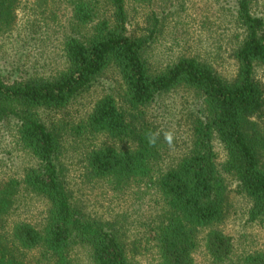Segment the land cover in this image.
Wrapping results in <instances>:
<instances>
[{
  "label": "trees",
  "instance_id": "1",
  "mask_svg": "<svg viewBox=\"0 0 264 264\" xmlns=\"http://www.w3.org/2000/svg\"><path fill=\"white\" fill-rule=\"evenodd\" d=\"M19 1L0 0V35L12 28ZM44 1L52 18L56 3L63 1L67 11L62 69L49 77L20 75L11 81L0 74V122L15 121L20 147L36 161L23 171L21 180L0 182V264H30L25 252L36 248L47 264H75L69 258L75 245L87 250L90 264H132L120 229L81 213L66 188L59 162L62 141L93 135H102L109 143L90 145L84 151V168L91 178L113 191L142 184L158 195L159 212L144 232L156 250V264H193L199 229H206L204 249L211 263L224 264L231 254V238L216 226L225 218L226 178L233 180L234 193L248 201L247 220L264 219V84L254 75L255 67L264 66V20L252 14L250 0H235L236 70L226 81L193 57H178L160 70L150 69L146 50L156 26L129 35L125 6L126 1L150 0ZM108 67L118 75L116 96L97 99L74 127L42 120L40 112L64 110ZM179 87L194 93L200 110L191 125L187 152L162 169L159 161L167 146L161 145V136L155 147L148 145L146 133L156 131L143 121L144 109ZM213 140L224 154L220 163ZM21 186L47 204L39 229L26 222L6 226ZM231 264H264V250Z\"/></svg>",
  "mask_w": 264,
  "mask_h": 264
},
{
  "label": "rangeland",
  "instance_id": "2",
  "mask_svg": "<svg viewBox=\"0 0 264 264\" xmlns=\"http://www.w3.org/2000/svg\"><path fill=\"white\" fill-rule=\"evenodd\" d=\"M235 0H150L145 4L126 1V29L131 36L144 33L153 24L156 32L146 50L151 70H160L178 57H193L208 64L223 80L233 79L236 65L233 50L239 33L234 22ZM57 7L56 12L54 11ZM49 15L44 0H20L10 31L0 35V74L11 81L18 76L49 77L62 69L61 37L66 16L64 2L56 3ZM250 11L264 20V0H250ZM255 77L264 84V66L254 68ZM118 75L108 67L97 81L69 106L58 112H40L47 124L74 127L90 111L94 102L105 94L118 93ZM118 100V99H117ZM200 110V101L191 90L176 88L156 98L144 109L143 121L161 133V145L167 146L159 166H173L189 148L191 125ZM171 131V145L163 133ZM83 140L65 137L59 162L62 164L66 188L72 204L83 214L119 228L128 260L132 264H156L158 256L149 236L144 234L147 222L159 212V198L151 187L133 185L123 191H113L99 179L91 178L83 162V153L90 145L109 143L102 135L83 136ZM87 138V139H86ZM115 146H120L118 143ZM216 161L223 160L220 145L213 140ZM36 161L23 150L17 140L15 121L0 122V182L21 180L23 171ZM225 218L216 226L231 238L232 250L224 264L241 256L264 250V219L247 220L248 201L234 193V182L226 178ZM45 200L19 187L6 226L26 222L39 229L46 215ZM206 229L195 235L191 254L193 264H212L204 249ZM36 248L25 252L30 264H47ZM75 264H90L87 250L75 245L69 251Z\"/></svg>",
  "mask_w": 264,
  "mask_h": 264
},
{
  "label": "clouds",
  "instance_id": "3",
  "mask_svg": "<svg viewBox=\"0 0 264 264\" xmlns=\"http://www.w3.org/2000/svg\"><path fill=\"white\" fill-rule=\"evenodd\" d=\"M161 133L159 131L153 132V131H148L146 133V140L147 143L150 147H155L158 139L160 138ZM163 137L165 142H167L169 145L172 144L173 139H174V134L171 131H165L163 133Z\"/></svg>",
  "mask_w": 264,
  "mask_h": 264
}]
</instances>
